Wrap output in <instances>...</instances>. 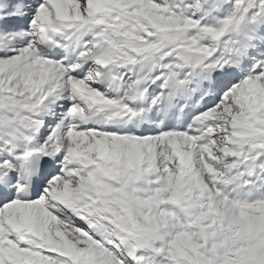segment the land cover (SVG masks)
<instances>
[{"label": "snow or ice", "instance_id": "snow-or-ice-1", "mask_svg": "<svg viewBox=\"0 0 264 264\" xmlns=\"http://www.w3.org/2000/svg\"><path fill=\"white\" fill-rule=\"evenodd\" d=\"M0 264H264V0H0Z\"/></svg>", "mask_w": 264, "mask_h": 264}]
</instances>
